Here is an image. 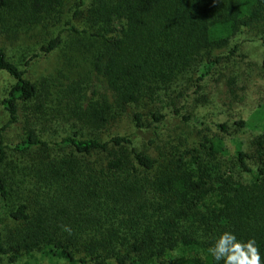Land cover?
Instances as JSON below:
<instances>
[{
  "label": "trees",
  "instance_id": "16d2710c",
  "mask_svg": "<svg viewBox=\"0 0 264 264\" xmlns=\"http://www.w3.org/2000/svg\"><path fill=\"white\" fill-rule=\"evenodd\" d=\"M75 2L87 6V0H0V27L11 13L28 26L62 24L78 38L106 88L76 111L96 127L192 68L198 92L228 58L246 55L237 53L240 48L254 42L264 50V0H93L87 9L91 23L84 28L74 22L79 9L67 19ZM62 32L40 50L59 48ZM238 36L229 56L212 54ZM0 70L14 79L2 104L9 122H15L21 104L33 99L39 86L1 42ZM167 106L151 111L148 125L145 113L135 111V127H151L157 134ZM198 107L200 115L210 108ZM172 111L179 114L182 108ZM252 116L236 119V128L264 130V105ZM207 124L194 144L157 145V155L122 134L46 139L24 129L14 146L47 157L39 174L44 184L29 199L11 204L0 171V256L14 262L23 253H40L53 264H214L209 249L222 232L231 231L240 240L255 239L264 261V132L251 142V152L237 143L230 164L228 124ZM5 154L0 139V160ZM4 221L12 224L4 228Z\"/></svg>",
  "mask_w": 264,
  "mask_h": 264
},
{
  "label": "rangeland",
  "instance_id": "374dc122",
  "mask_svg": "<svg viewBox=\"0 0 264 264\" xmlns=\"http://www.w3.org/2000/svg\"><path fill=\"white\" fill-rule=\"evenodd\" d=\"M92 2L93 0H87V6H76V2L73 3L67 19L79 9L81 16L74 19V22L80 27H87L91 23L87 9ZM6 18L4 28L0 27V42L5 45L10 59L39 86L38 94L21 104L18 121L9 122L2 100L14 79L0 70V139L6 151L4 158L0 160V171L7 177L11 204L29 199V194L36 191V186L44 184L39 174L44 170L41 168H47L44 164L47 157L41 151L27 153L18 151L14 146L26 128H33L46 139H60L75 133L99 135L104 139L122 134L135 138L140 147L157 155L160 148L157 145H166L169 148L173 144L182 149L197 141L200 131L206 129L209 121L226 122L233 137L228 146L227 162L230 164L234 160L237 143H242L243 149L251 152L254 149L251 142L264 132L251 127L238 130L234 124L240 118L251 121L256 109L264 105V50L254 42L246 43L247 49L238 50L237 53L241 52L245 56L228 58L226 63L220 65L213 75L204 80V88L198 92L194 84L196 74H193L192 68L169 84L160 83L163 86L156 88L154 95L143 97L140 103L128 107L117 119H111L104 126L96 127L80 120L76 113L106 91L102 79L92 70L90 52L77 43L78 38L64 30L62 24L56 28L28 26L11 13H7ZM60 31L65 36L64 43L52 52L41 51V43L47 42ZM240 39L239 36L235 37L227 47L213 50L212 54L229 56ZM167 103L168 106L163 110L167 116L157 129V134L151 127H135V111L141 110L145 113L144 123L148 125L151 111ZM205 104L210 108L207 113L200 115L201 107L198 106ZM175 106L181 107L182 112L174 113L172 108ZM151 138H157L156 142L151 143ZM7 224L12 223L4 221L2 225L6 228ZM178 254L179 251L172 253L173 257ZM44 256L40 253L34 256L23 253L14 262L0 256V264H53Z\"/></svg>",
  "mask_w": 264,
  "mask_h": 264
},
{
  "label": "clouds",
  "instance_id": "9594fccd",
  "mask_svg": "<svg viewBox=\"0 0 264 264\" xmlns=\"http://www.w3.org/2000/svg\"><path fill=\"white\" fill-rule=\"evenodd\" d=\"M64 230L71 233L67 226ZM209 253L214 264H264L256 240H240L231 231H224L215 238Z\"/></svg>",
  "mask_w": 264,
  "mask_h": 264
}]
</instances>
